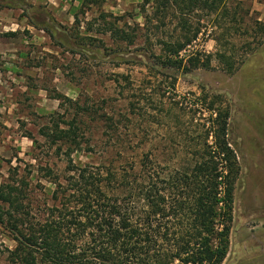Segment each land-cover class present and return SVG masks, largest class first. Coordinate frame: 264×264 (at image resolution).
I'll return each instance as SVG.
<instances>
[{
    "label": "rangeland",
    "instance_id": "1",
    "mask_svg": "<svg viewBox=\"0 0 264 264\" xmlns=\"http://www.w3.org/2000/svg\"><path fill=\"white\" fill-rule=\"evenodd\" d=\"M21 1L15 0L9 12L7 34L15 36L0 43V186L13 179L26 181L28 203L38 219L53 205L55 185L46 178V168L63 177L66 160L41 131L53 126L55 114L67 119L75 115L54 99L58 94L92 110L95 119L116 117L118 130L112 135L102 122L84 128L73 159L91 166L112 161L131 166L151 151L161 162L170 155L176 158L174 151L191 144L186 137L195 131L190 118L197 99L203 91L221 95L231 107L228 138L240 166L223 264H264V43L257 49L251 29L256 21L264 22V0H229L227 18L202 9L182 18L175 6L156 15L147 0ZM182 19L185 32H200L180 54L183 70L151 79L148 64L138 56L152 46L159 52V38L178 37ZM33 23H46L61 33L53 39ZM111 25L126 31L134 45L113 40ZM122 48L126 60L136 63L118 65L111 53ZM220 53L234 58L233 75L217 57ZM15 247L0 225V264H8L6 250Z\"/></svg>",
    "mask_w": 264,
    "mask_h": 264
},
{
    "label": "trees",
    "instance_id": "2",
    "mask_svg": "<svg viewBox=\"0 0 264 264\" xmlns=\"http://www.w3.org/2000/svg\"><path fill=\"white\" fill-rule=\"evenodd\" d=\"M147 1L153 3L156 15L172 6L178 8L182 18L196 9L221 13L225 18L230 15L229 0ZM3 7L14 9L15 0H0ZM180 24L182 33L178 37L156 40L159 52L152 46L148 54L138 56L140 62L148 64L151 79L166 76L170 70H183L180 54L200 32H185V19ZM33 25L53 39L61 33L46 23ZM251 29L258 49L264 43V22L256 21ZM109 31L113 40L134 45L135 40L126 31L112 25ZM12 36L15 34H0V39ZM123 51H113L111 56L119 66L133 63L126 60ZM217 57L231 75L237 71L232 56L220 53ZM54 99L61 101V107L67 104V110L75 111L71 119L55 114L53 126L41 131L50 146L65 156L64 176L46 168V178L55 189L51 192L53 205L40 219L28 203L26 181L13 179L0 186V225L16 243L13 250H6L8 264L224 263L240 166L228 138L232 111L223 96L202 92L194 106L198 108L191 110L190 125L195 131L186 137L191 144L173 150L176 158L170 155L169 160L161 162L151 151L131 166L118 165L117 161L100 166L77 164L73 155L81 148L87 124L102 122L112 135L118 130L116 117L95 119L91 116L94 112L77 101L60 94ZM174 105L183 107L182 102ZM176 123L181 127L178 117ZM3 255L0 249V258Z\"/></svg>",
    "mask_w": 264,
    "mask_h": 264
},
{
    "label": "crops",
    "instance_id": "3",
    "mask_svg": "<svg viewBox=\"0 0 264 264\" xmlns=\"http://www.w3.org/2000/svg\"><path fill=\"white\" fill-rule=\"evenodd\" d=\"M3 1H6V0H3ZM11 11L12 10L7 7L0 8V34L2 35L9 33L7 30L9 29V26L12 24L9 22V12ZM13 34H15V32ZM3 38H6V37H3ZM3 38L0 39V43L3 41ZM2 46L3 45L0 44V53L3 52V49H4ZM2 82L4 81L2 79V73L0 69V83Z\"/></svg>",
    "mask_w": 264,
    "mask_h": 264
}]
</instances>
